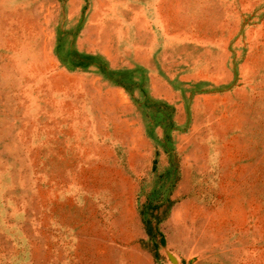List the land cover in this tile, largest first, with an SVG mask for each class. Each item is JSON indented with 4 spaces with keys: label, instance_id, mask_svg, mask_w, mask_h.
<instances>
[{
    "label": "rangeland",
    "instance_id": "1",
    "mask_svg": "<svg viewBox=\"0 0 264 264\" xmlns=\"http://www.w3.org/2000/svg\"><path fill=\"white\" fill-rule=\"evenodd\" d=\"M0 264H264V0H0Z\"/></svg>",
    "mask_w": 264,
    "mask_h": 264
}]
</instances>
